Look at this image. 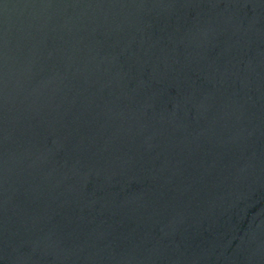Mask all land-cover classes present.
Listing matches in <instances>:
<instances>
[{
    "label": "water",
    "instance_id": "water-1",
    "mask_svg": "<svg viewBox=\"0 0 264 264\" xmlns=\"http://www.w3.org/2000/svg\"><path fill=\"white\" fill-rule=\"evenodd\" d=\"M0 264H264V0H0Z\"/></svg>",
    "mask_w": 264,
    "mask_h": 264
}]
</instances>
